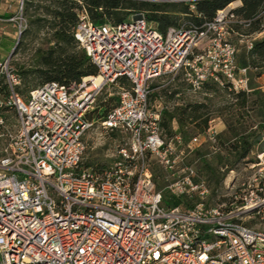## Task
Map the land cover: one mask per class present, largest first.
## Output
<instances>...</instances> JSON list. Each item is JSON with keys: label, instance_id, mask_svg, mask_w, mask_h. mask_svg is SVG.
<instances>
[{"label": "built area", "instance_id": "1", "mask_svg": "<svg viewBox=\"0 0 264 264\" xmlns=\"http://www.w3.org/2000/svg\"><path fill=\"white\" fill-rule=\"evenodd\" d=\"M22 7L23 0L13 19L18 35ZM230 10L163 33L144 11L94 25L82 8L73 37L97 74L47 82L26 97L17 91L19 74L0 60L7 85L0 110L16 116L12 129L0 113V264H264V227L250 224L264 225V152L251 164L262 167L236 196L238 205H207L206 181L180 164L162 136L161 110L148 104L150 84L161 77L181 75L193 91L209 80L249 90L248 68L236 66L229 41ZM253 39L245 40L247 49ZM110 84L118 87L116 102L98 122L128 136V148L108 166L84 165L83 136L95 122L89 115ZM215 134L209 128L185 146L191 151ZM151 159L168 172L165 192L155 186ZM165 197L199 201L171 206Z\"/></svg>", "mask_w": 264, "mask_h": 264}, {"label": "trees", "instance_id": "2", "mask_svg": "<svg viewBox=\"0 0 264 264\" xmlns=\"http://www.w3.org/2000/svg\"><path fill=\"white\" fill-rule=\"evenodd\" d=\"M40 1H43V4ZM233 1H239V4L230 10L232 17L228 18L227 27L229 41L233 42V39L236 43L243 41V44L238 46L233 44L236 48L235 64L237 67L248 68L249 90L234 91L228 85L224 86L222 89L232 97L233 101L228 102L222 112L213 115L208 104L204 102H180L169 108L166 103L178 94V90L170 91L166 88L160 122L165 136L172 137L176 134L173 126L176 123L180 135L185 137L193 133L204 134L209 129L212 119L223 117L226 133L217 134L214 137L215 146L218 149L214 153L216 163L208 160L200 146L191 150L206 176L221 182L237 164L252 161L250 155L256 145L261 152H264V146L260 144L264 139V87L258 82V79L264 76V35H262L264 33V0H23L25 4L23 10L28 16H32L29 13L31 7L35 9V13L39 11V15H42L34 18L33 21H48L49 42L52 45L45 52L37 54L38 67L23 70L20 73L24 77V82L28 72L37 74L40 79L37 87L53 81L70 84L80 81L82 77L97 74V67L91 63L85 51L73 37L77 12L82 8L87 11L94 25L115 24L133 11H144L147 19L164 33L168 27L182 21L197 26L211 21L218 10L226 8ZM250 37L254 39L252 47L247 49L245 39ZM119 82L127 87L130 85L124 77ZM154 87V85L151 86V88ZM35 88L23 87L17 88V91L25 96ZM202 88L214 92L217 91L218 85L209 80L204 82ZM6 92L4 76L0 75V93ZM152 95L156 94L153 92ZM109 100L113 101V104L102 102L93 110L89 118H102L115 105L116 97ZM2 112L0 110V113ZM164 202L171 206L183 204L190 207L194 204L188 199L175 197H165ZM231 203L225 207L230 208Z\"/></svg>", "mask_w": 264, "mask_h": 264}, {"label": "rangeland", "instance_id": "3", "mask_svg": "<svg viewBox=\"0 0 264 264\" xmlns=\"http://www.w3.org/2000/svg\"><path fill=\"white\" fill-rule=\"evenodd\" d=\"M40 3L43 4V1H40ZM45 3H47V1ZM237 4L238 1H233L228 5V7L233 8L237 6ZM24 6L25 4L23 3L21 20H19L22 24L21 34L18 35L17 23L15 22L14 39H12L8 45L4 46V48L0 50L1 61L8 59L9 68H12L17 74H19L20 84L17 87L18 89L23 87L35 88L38 86L40 79L37 74L28 72L26 81L24 82V77L21 75L20 71L32 70L33 68L38 67L39 62L37 54L39 52H45V50L49 48L50 45H52V43L49 42L50 32L48 28V21H33L34 18L41 17L42 15H39V11L35 13V9L31 7L29 9V13L32 14V16H28V14H26L23 10ZM46 18L49 19L48 16H46ZM262 35H264V33H262ZM232 44L238 46V44H243V41L236 43L233 39ZM248 77H250L249 73ZM258 82L260 85H262V87H264V80H259ZM152 85L155 87L152 88V91L149 95L148 104L153 109H162L164 105L163 100H165L164 90L166 88L170 91L178 90V94L166 103L169 108H172V106L179 104L180 102H204L208 104L209 109L213 112V115H215L217 112H222L224 110L223 107L226 106L228 102L233 101L232 97L228 95L221 86H218L217 91L214 92L206 91L203 88L193 91L182 79L181 75L175 77L174 80H170L166 77L154 79L151 82L150 87ZM117 92L118 87L115 84L104 86L96 95L94 109L101 105L102 102H109L110 105L113 104V101H110L109 99L117 97ZM153 92L156 95L151 96ZM19 95L22 97L27 96H23L21 94ZM99 112H101V110ZM224 114L225 113H223V115ZM3 115L6 117V121L4 120L5 124L10 128L15 129L14 125L16 123V116L14 111H4ZM216 118H219V120L224 123L223 117ZM173 126L176 134L180 135L177 124L174 123ZM221 133H226V130L224 129L222 132L216 133L213 136V139L203 140L201 142L202 145H199L202 149V152L207 156L208 160L212 161L214 164L216 163L214 153L218 150L215 146L214 137ZM195 135L196 134L194 133L185 137L180 135L181 142L178 143L175 140L174 135L172 137H167L164 135V133H162L164 140L172 143L176 154L182 159H180V164L191 165L195 170L196 175L206 181L208 186V194L201 201L207 205L211 204L229 206L231 202L232 205H238L239 200L236 198V196L241 193V189L244 185L252 182L253 178L257 176L260 167H262H251V164L256 162L257 155L262 153L261 150H259L258 145L254 147L253 152L250 155V158L252 159L251 162H241L237 164L221 182H216L214 179L206 176L196 155L193 154V151H189V149L185 146L187 141ZM83 141L85 143V152L83 155L82 164L98 167L110 165L117 158L118 150L122 148L127 149L129 143L128 136L125 134L121 132H109L102 129L98 119L96 118L94 124L84 134ZM2 143L3 141L0 139V152ZM260 144L264 146V139L261 140ZM151 160V168L155 186L157 189L165 192L166 185L169 182L168 172L154 159ZM198 201L199 200L197 198H192L189 200L190 203H196ZM250 224L256 225V227H264V225L258 223V220L251 221Z\"/></svg>", "mask_w": 264, "mask_h": 264}, {"label": "crops", "instance_id": "4", "mask_svg": "<svg viewBox=\"0 0 264 264\" xmlns=\"http://www.w3.org/2000/svg\"><path fill=\"white\" fill-rule=\"evenodd\" d=\"M20 1L21 0H0V50L14 39L15 20L13 19L17 15ZM259 80H264V76L259 78L258 81ZM209 128L218 133L225 129V125L219 118H214L211 120Z\"/></svg>", "mask_w": 264, "mask_h": 264}, {"label": "bare ground", "instance_id": "5", "mask_svg": "<svg viewBox=\"0 0 264 264\" xmlns=\"http://www.w3.org/2000/svg\"><path fill=\"white\" fill-rule=\"evenodd\" d=\"M88 79H89V78H88ZM100 80H101L100 77H95V79H94V83L96 84V83H98Z\"/></svg>", "mask_w": 264, "mask_h": 264}]
</instances>
